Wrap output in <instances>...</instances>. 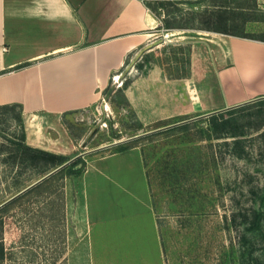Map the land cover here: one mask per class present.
I'll list each match as a JSON object with an SVG mask.
<instances>
[{"label":"rangeland","instance_id":"rangeland-1","mask_svg":"<svg viewBox=\"0 0 264 264\" xmlns=\"http://www.w3.org/2000/svg\"><path fill=\"white\" fill-rule=\"evenodd\" d=\"M183 7L187 16L191 9L202 14L190 25H203L215 9L232 17L230 27L264 31V0ZM186 29L192 30L189 36L200 30ZM193 39L133 55L121 81L113 78L99 100L67 118L79 136L69 156H81L86 164L80 174L66 177L64 214H56L58 206L44 197L17 202L4 215L9 253L0 264H264V128L257 130L255 118L250 123L242 115L258 107L237 113L249 123L245 136L218 138L208 121L212 113L145 124L126 94L155 61L166 63L168 76L186 73ZM17 111L0 108V205L41 179L19 157L23 126ZM130 142L135 146L129 149L138 151L133 156L99 159Z\"/></svg>","mask_w":264,"mask_h":264},{"label":"crops","instance_id":"crops-1","mask_svg":"<svg viewBox=\"0 0 264 264\" xmlns=\"http://www.w3.org/2000/svg\"><path fill=\"white\" fill-rule=\"evenodd\" d=\"M161 25L145 0H0V104L22 106L28 144L72 155L79 136L67 118L99 100L133 55L188 37L186 73L168 76L166 63L155 61L126 88L145 124L264 100V31L248 37L200 29L189 36L191 29Z\"/></svg>","mask_w":264,"mask_h":264},{"label":"trees","instance_id":"trees-1","mask_svg":"<svg viewBox=\"0 0 264 264\" xmlns=\"http://www.w3.org/2000/svg\"><path fill=\"white\" fill-rule=\"evenodd\" d=\"M147 5L152 9V11L162 20V25L160 27H165L168 30L173 29H203L210 31H219L230 34L243 35L248 37L260 36L257 33L249 32L243 24L237 25L236 27H230L229 20L232 17L228 14H223L222 11L212 10L209 18L203 19V25H190L192 20L196 21L198 16H201V12L191 9L188 11L189 15H186V11L183 4L195 6L204 3L207 0H145ZM221 9L225 7H220ZM162 10V11H161ZM192 15V17H190ZM252 20V19H251ZM232 26V25H231ZM240 31H237L239 30ZM145 57V56H144ZM145 60H148L146 58ZM142 67V63H139ZM264 100L257 102L231 107L225 110L217 111L209 116V123L212 126L218 138L225 137L227 135L231 136H245L247 132L244 127L247 121H241L240 116L237 115L239 111L249 110L252 106H257L255 111H246L242 115L247 117L251 123V118H255V128L257 130H262L264 128V109L261 107ZM0 108L7 109H18L15 117L20 121L23 126V136L22 141L18 142L17 150L19 151V157L22 162L29 163L34 169L39 172V178L44 177L51 171L57 169L59 166L65 164L62 168L48 175L38 183L34 184L27 190L23 191L19 195L15 196L11 200L5 202L0 206V261L8 257V248L2 238V228L5 222L4 215L12 208L17 202H20L26 196L36 195L37 197L47 198L48 203H55L58 207L57 213L62 212L64 214L65 208V180L66 177L72 174H80L84 168L86 161L78 156L71 160L69 155L56 153L44 148L35 147L27 143L26 131L24 125V119L22 115V106L20 104H0ZM248 112V113H247ZM189 117H180L178 120H184ZM169 121H160L159 124H168ZM249 124V123H247ZM181 126L185 128L189 127V123H184ZM264 133V129L261 134ZM240 140V139H239ZM238 144L242 141H237ZM135 146V143L130 142L128 145L120 146L117 151H124L130 147ZM55 199H50L53 197ZM1 204V203H0Z\"/></svg>","mask_w":264,"mask_h":264},{"label":"water","instance_id":"water-1","mask_svg":"<svg viewBox=\"0 0 264 264\" xmlns=\"http://www.w3.org/2000/svg\"><path fill=\"white\" fill-rule=\"evenodd\" d=\"M68 162H69V161H68ZM68 162H67V163H68ZM67 163H64L63 165L59 166L57 169L51 171L50 173H48L47 175H45L43 178L39 179V180H38L37 182H35L34 184L38 183L39 181H41L42 179H44V178L47 177L48 175H50V174H52L53 172L57 171L58 169L62 168V167H63L65 164H67ZM34 184H32L31 186H33ZM31 186H30V187H31ZM30 187H28V188H30ZM28 188H27V189H28ZM27 189H26V190H27ZM0 206H1V205H0Z\"/></svg>","mask_w":264,"mask_h":264},{"label":"bare ground","instance_id":"bare-ground-1","mask_svg":"<svg viewBox=\"0 0 264 264\" xmlns=\"http://www.w3.org/2000/svg\"><path fill=\"white\" fill-rule=\"evenodd\" d=\"M117 80H118V81H121V80H122V76H121V75H118V76H117Z\"/></svg>","mask_w":264,"mask_h":264},{"label":"built area","instance_id":"built-area-1","mask_svg":"<svg viewBox=\"0 0 264 264\" xmlns=\"http://www.w3.org/2000/svg\"><path fill=\"white\" fill-rule=\"evenodd\" d=\"M118 75H121V74H116V75L113 76L114 80H117V76Z\"/></svg>","mask_w":264,"mask_h":264}]
</instances>
